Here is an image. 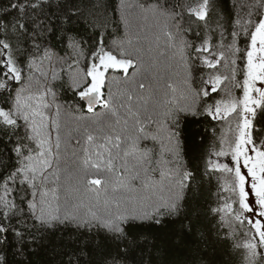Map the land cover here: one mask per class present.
<instances>
[{
  "label": "trees",
  "instance_id": "1",
  "mask_svg": "<svg viewBox=\"0 0 264 264\" xmlns=\"http://www.w3.org/2000/svg\"><path fill=\"white\" fill-rule=\"evenodd\" d=\"M263 22L264 0H0V264H264L237 160Z\"/></svg>",
  "mask_w": 264,
  "mask_h": 264
},
{
  "label": "rangeland",
  "instance_id": "2",
  "mask_svg": "<svg viewBox=\"0 0 264 264\" xmlns=\"http://www.w3.org/2000/svg\"><path fill=\"white\" fill-rule=\"evenodd\" d=\"M113 56L110 62L97 67L93 73L95 84L91 91H98L109 66L127 68L130 61L117 60ZM250 71L252 81L246 86V105L241 135V145L237 153L239 172L241 174V195L246 215L257 228L258 235L264 241V153L254 148L251 139V119L256 105L264 96V22L255 33L250 53ZM97 94H89L93 99ZM93 97V98H92ZM97 97V101H98ZM216 116H222L221 113Z\"/></svg>",
  "mask_w": 264,
  "mask_h": 264
},
{
  "label": "water",
  "instance_id": "3",
  "mask_svg": "<svg viewBox=\"0 0 264 264\" xmlns=\"http://www.w3.org/2000/svg\"><path fill=\"white\" fill-rule=\"evenodd\" d=\"M87 100V102L91 105V106H95L97 103V96L93 99H89V98H85Z\"/></svg>",
  "mask_w": 264,
  "mask_h": 264
}]
</instances>
